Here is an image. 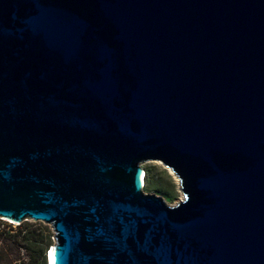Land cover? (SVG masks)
<instances>
[{"label":"water","instance_id":"95a60500","mask_svg":"<svg viewBox=\"0 0 264 264\" xmlns=\"http://www.w3.org/2000/svg\"><path fill=\"white\" fill-rule=\"evenodd\" d=\"M0 220L48 264H264V0H0Z\"/></svg>","mask_w":264,"mask_h":264},{"label":"trees","instance_id":"16d2710c","mask_svg":"<svg viewBox=\"0 0 264 264\" xmlns=\"http://www.w3.org/2000/svg\"><path fill=\"white\" fill-rule=\"evenodd\" d=\"M150 173L145 171L144 183L149 182ZM0 223V262L5 264H48L47 255L52 246V234L42 223L24 222L12 229L9 226L1 228ZM16 253V259L10 255ZM22 253L26 256L21 259Z\"/></svg>","mask_w":264,"mask_h":264},{"label":"rangeland","instance_id":"374dc122","mask_svg":"<svg viewBox=\"0 0 264 264\" xmlns=\"http://www.w3.org/2000/svg\"><path fill=\"white\" fill-rule=\"evenodd\" d=\"M0 223H2V224H1V228L9 226L10 228L15 229V228H17V226H18V225L15 224V223H11V222H9V221H4V220H0ZM31 223H33V222H31ZM43 225H44V224H43ZM44 226H46V227L49 229L50 233L53 235L51 228H50L49 226H47V225H44ZM52 237H53V236H52ZM51 239H52V238H51ZM52 245H53V240H52ZM19 257H20L21 259H25V258H26V256L23 255L22 253H20V255L18 256V258H19ZM16 258H17V257H16V253L10 255V259H11V260H15ZM0 264H5V262H0ZM12 264H15V263L12 262Z\"/></svg>","mask_w":264,"mask_h":264},{"label":"clouds","instance_id":"9594fccd","mask_svg":"<svg viewBox=\"0 0 264 264\" xmlns=\"http://www.w3.org/2000/svg\"><path fill=\"white\" fill-rule=\"evenodd\" d=\"M49 252V251H48Z\"/></svg>","mask_w":264,"mask_h":264}]
</instances>
